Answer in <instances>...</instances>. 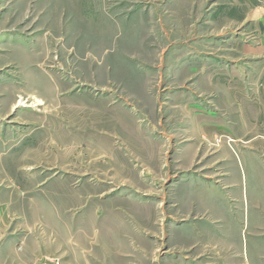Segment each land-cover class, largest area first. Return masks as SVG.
Returning <instances> with one entry per match:
<instances>
[{
    "label": "rangeland",
    "instance_id": "374dc122",
    "mask_svg": "<svg viewBox=\"0 0 264 264\" xmlns=\"http://www.w3.org/2000/svg\"><path fill=\"white\" fill-rule=\"evenodd\" d=\"M73 1L0 0V264H264V17Z\"/></svg>",
    "mask_w": 264,
    "mask_h": 264
},
{
    "label": "crops",
    "instance_id": "0c3cea01",
    "mask_svg": "<svg viewBox=\"0 0 264 264\" xmlns=\"http://www.w3.org/2000/svg\"><path fill=\"white\" fill-rule=\"evenodd\" d=\"M110 1H113V0H75L72 3V7L74 11L76 10L79 12L83 11L84 13H86L85 15H91L92 12L95 15L96 13H100L101 11H103L104 5H106V3L107 5H109ZM171 2L172 0H168L169 4ZM117 6L118 5L114 7L112 6L113 8L110 7V9H108V12L115 17L119 14L118 13L119 10H117ZM237 6H240L241 10L245 9V12L243 13V15L244 17H246L247 27L253 25V22L256 21L257 19L264 17V4L262 0H232L230 7L229 6L215 7L214 10L210 11L209 15L205 16L204 18H208L210 15H213L215 17L224 16L225 14H228L229 11H233ZM138 7L135 8L134 10L138 9ZM223 7H225L226 10L222 11L221 13V9H223Z\"/></svg>",
    "mask_w": 264,
    "mask_h": 264
}]
</instances>
